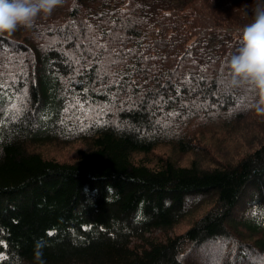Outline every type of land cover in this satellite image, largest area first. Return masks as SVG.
Segmentation results:
<instances>
[{
    "label": "trees",
    "instance_id": "obj_1",
    "mask_svg": "<svg viewBox=\"0 0 264 264\" xmlns=\"http://www.w3.org/2000/svg\"><path fill=\"white\" fill-rule=\"evenodd\" d=\"M257 10L264 0H64L0 35V264L264 258V115L226 68ZM208 130L243 151H210ZM75 143L72 161L33 149Z\"/></svg>",
    "mask_w": 264,
    "mask_h": 264
},
{
    "label": "clouds",
    "instance_id": "obj_2",
    "mask_svg": "<svg viewBox=\"0 0 264 264\" xmlns=\"http://www.w3.org/2000/svg\"><path fill=\"white\" fill-rule=\"evenodd\" d=\"M64 0H0V35L13 34L20 27L31 28L36 17L50 15ZM239 48L226 61L230 86L247 85L258 100L252 107L264 115V10H257L253 22L241 29Z\"/></svg>",
    "mask_w": 264,
    "mask_h": 264
},
{
    "label": "rangeland",
    "instance_id": "obj_3",
    "mask_svg": "<svg viewBox=\"0 0 264 264\" xmlns=\"http://www.w3.org/2000/svg\"><path fill=\"white\" fill-rule=\"evenodd\" d=\"M73 32H74L73 34H76V31H73ZM57 42L60 43V41H57ZM57 42H55V43H57ZM50 44H54V43H50ZM221 94L224 95L225 92L222 91ZM203 107H205V105ZM106 111L110 112V110H108V109H106ZM160 125L162 126V124H160ZM218 133H221V132L219 131ZM202 136H207V139H208L206 141V143L203 144V146L209 147L210 151H216L217 155L221 156L227 152L235 153V151H237V153H240L243 151L242 147H238L237 150L231 149V147L228 143H223V146H221L220 140L217 141V138H219L220 135H218L217 133L210 132V130H208L206 132V134L202 135ZM82 147H83L82 143H75V144L66 145V146H57L54 144H46V145H42V146L36 145L33 147V149L35 151L40 152L45 158H48V159H57L59 161H72V159H74L76 154H77L78 148H82ZM224 147H226V148H224ZM155 151L159 152V153H164L165 155H170L172 153V148H170V146H167V145H162V146H158L157 149H155ZM136 157H137V159H140L143 157V155L137 154ZM191 157H193V156L191 155ZM181 160L184 161L183 163H188V161L190 160V156L189 155L184 156L181 158ZM247 200H248V198L244 199V201H247ZM200 203H202V202L200 201ZM207 207H208V205H206V208ZM204 210L205 209H203V211ZM203 211H198L196 214H199L200 212L202 213ZM247 213L248 214L246 216L249 217V216L254 214V211H249ZM188 223H189L188 220L183 221L182 224H180L179 226H177L175 228L174 232L181 233L182 231H185L187 229ZM1 258L2 257L0 255V260H1Z\"/></svg>",
    "mask_w": 264,
    "mask_h": 264
},
{
    "label": "snow or ice",
    "instance_id": "obj_4",
    "mask_svg": "<svg viewBox=\"0 0 264 264\" xmlns=\"http://www.w3.org/2000/svg\"><path fill=\"white\" fill-rule=\"evenodd\" d=\"M51 234V233H50ZM257 264H264V258H260L258 261H257Z\"/></svg>",
    "mask_w": 264,
    "mask_h": 264
}]
</instances>
